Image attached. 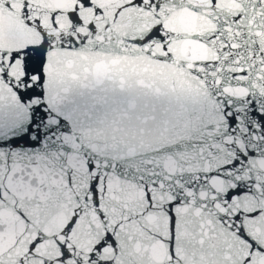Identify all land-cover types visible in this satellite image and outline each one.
<instances>
[{"label": "snow or ice", "instance_id": "1", "mask_svg": "<svg viewBox=\"0 0 264 264\" xmlns=\"http://www.w3.org/2000/svg\"><path fill=\"white\" fill-rule=\"evenodd\" d=\"M0 264H264V0H0Z\"/></svg>", "mask_w": 264, "mask_h": 264}]
</instances>
